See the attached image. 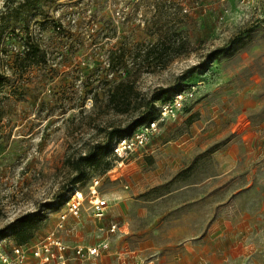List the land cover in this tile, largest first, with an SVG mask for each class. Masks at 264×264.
<instances>
[{
	"label": "rangeland",
	"instance_id": "obj_1",
	"mask_svg": "<svg viewBox=\"0 0 264 264\" xmlns=\"http://www.w3.org/2000/svg\"><path fill=\"white\" fill-rule=\"evenodd\" d=\"M23 1L0 0V227L36 212L18 264H35L31 248L50 230L72 257L76 245L98 246L76 264H264V0H39L32 9ZM158 18L184 30L186 52L146 57ZM27 36L47 63H16ZM173 36L166 42L175 46ZM218 47L226 48L218 58L183 75ZM121 49L143 98L129 113L106 105L120 74L109 59ZM161 88H171L161 98L192 95L121 162L110 132L148 119ZM91 148L100 159L79 186L87 192L100 177L102 219L87 201L79 216L64 204L72 159ZM15 244L8 231L1 251Z\"/></svg>",
	"mask_w": 264,
	"mask_h": 264
},
{
	"label": "trees",
	"instance_id": "obj_2",
	"mask_svg": "<svg viewBox=\"0 0 264 264\" xmlns=\"http://www.w3.org/2000/svg\"><path fill=\"white\" fill-rule=\"evenodd\" d=\"M38 1L39 0H24L23 2H20L19 5L21 7L32 9L36 6ZM160 18L156 19L151 23L150 26H148V42L150 45L146 50V57H154L162 60L164 58H170L172 55L176 56L186 52L189 42L187 37L184 35V30L175 29L173 32H170L168 29L166 30L163 28L164 26L161 25ZM45 22L46 20H40V24H44ZM173 33L174 36L172 38L175 40V46H172L170 42H166L170 35H173ZM225 50V47H218L212 50L206 55L204 62H200L197 65L187 68L183 75L185 76L189 73H192L198 68H201L203 64L212 62ZM124 53L125 51L121 49L118 51L117 55L112 53L109 59L110 61L116 63L115 68L116 70L118 69L120 71V74L118 80L114 81V83L107 89L106 105L117 113H129L133 110L141 108V100L143 99L141 96V91L137 86L135 76L136 68L123 62ZM15 61L21 65V68H26L32 64L47 63L49 61V57L47 50L43 48L37 40H35L32 36H27L23 41V50L20 54H18V56H16ZM169 91H171V88H161L152 93L151 97L149 98V101L151 102V110L149 108L143 114V116L150 117L142 123L155 118L156 115H152V111H154L156 114L155 103L162 99L161 97ZM133 129L134 128L129 129L127 126L123 128H117L116 130L110 132L111 138L116 135L113 143L111 144V152L115 141L126 134H130ZM99 159V151L95 148H91L85 153L79 154L72 159V165L77 174L71 179L67 193L71 190L73 185L80 182V179L82 178L83 172L86 170V168L94 163L99 162ZM107 168L108 166H106L103 171H105ZM35 217L36 212H27L21 216H18L5 226L0 227V241L4 239L8 231H13L16 234V241L18 245L26 244L32 237V232L27 229L28 224L33 221Z\"/></svg>",
	"mask_w": 264,
	"mask_h": 264
},
{
	"label": "built area",
	"instance_id": "obj_3",
	"mask_svg": "<svg viewBox=\"0 0 264 264\" xmlns=\"http://www.w3.org/2000/svg\"><path fill=\"white\" fill-rule=\"evenodd\" d=\"M187 95L190 96L192 93L176 91L173 93L172 98L158 100L155 103L157 113L155 118L139 124L130 134L118 138L113 144V155L121 162L127 161L134 152L147 144L161 122L183 107ZM100 181V177H94L87 192L79 186V183L73 185L64 200L68 212L74 216H79L84 207V202L87 201L93 217L102 219L105 216L108 200L100 193ZM65 219L66 214H63L60 218V227L65 224ZM108 229L110 232H117L120 229L119 222H111ZM2 241L3 239L0 241L1 264H18L24 253V245H13L12 253L9 254L1 251ZM69 250L70 246L66 244L58 231L50 230L41 242L31 248V254L36 264H68L70 257L68 255ZM98 253L99 249L97 245H76L73 247V254L78 258H82L85 255H98Z\"/></svg>",
	"mask_w": 264,
	"mask_h": 264
},
{
	"label": "crops",
	"instance_id": "obj_4",
	"mask_svg": "<svg viewBox=\"0 0 264 264\" xmlns=\"http://www.w3.org/2000/svg\"><path fill=\"white\" fill-rule=\"evenodd\" d=\"M68 255L69 256H71V257H69V262H68V264H76V261H77V259H79L78 257H72V252H70V250H69V252H68ZM32 257V256H31ZM32 259H34L33 257H32ZM34 262H35V260H34ZM36 264V263H35Z\"/></svg>",
	"mask_w": 264,
	"mask_h": 264
},
{
	"label": "bare ground",
	"instance_id": "obj_5",
	"mask_svg": "<svg viewBox=\"0 0 264 264\" xmlns=\"http://www.w3.org/2000/svg\"><path fill=\"white\" fill-rule=\"evenodd\" d=\"M95 218H98V217H95ZM99 219V218H98Z\"/></svg>",
	"mask_w": 264,
	"mask_h": 264
}]
</instances>
